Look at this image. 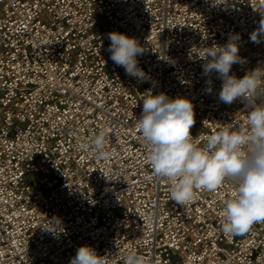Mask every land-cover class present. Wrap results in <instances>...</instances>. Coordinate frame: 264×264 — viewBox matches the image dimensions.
<instances>
[{
  "label": "built area",
  "instance_id": "1",
  "mask_svg": "<svg viewBox=\"0 0 264 264\" xmlns=\"http://www.w3.org/2000/svg\"><path fill=\"white\" fill-rule=\"evenodd\" d=\"M221 2L0 0V264H69L83 245L110 264L129 252L147 264H264V220L242 236L222 232L235 186L176 204L136 129L149 88L192 102L201 146L222 127L244 129L247 102H221L222 80L203 74L200 56L238 33L242 62L230 75L264 68V38L250 39L264 0ZM110 32L138 40L148 80L111 60ZM100 131L107 161L78 148ZM53 218L55 235L42 228Z\"/></svg>",
  "mask_w": 264,
  "mask_h": 264
},
{
  "label": "clouds",
  "instance_id": "2",
  "mask_svg": "<svg viewBox=\"0 0 264 264\" xmlns=\"http://www.w3.org/2000/svg\"><path fill=\"white\" fill-rule=\"evenodd\" d=\"M261 38H264V19L250 34L254 43H259ZM108 39L111 60L123 67L127 75L139 81L148 80L138 67L137 57L144 53L138 40L119 32L108 33ZM239 39L238 33L230 34L225 45L206 48L200 58L204 60L203 74L216 73L222 80L221 102L230 105L240 99L250 107L243 130L222 127L207 135L201 146V140L190 131L195 123L192 102L184 97L170 99L164 93L153 95L151 88L141 95L142 114L136 119V129L147 149L146 159L153 175L169 182L170 198L176 204H188L199 190L216 192L225 181L235 186L219 213L221 229L227 238L242 236L254 223L264 220V101L257 103L264 97V68L248 72L242 78L230 75L232 66L242 62L238 55ZM78 148L104 161L114 155L107 148L104 131ZM51 224L52 227L42 228L54 235L63 231L59 218H53ZM69 264H110V261L83 245ZM124 264H147V260L129 252Z\"/></svg>",
  "mask_w": 264,
  "mask_h": 264
}]
</instances>
